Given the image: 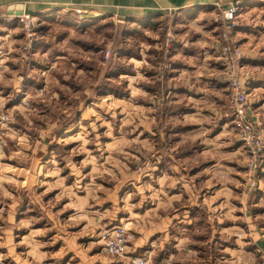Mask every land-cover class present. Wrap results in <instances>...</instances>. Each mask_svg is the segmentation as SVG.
<instances>
[{"label": "rangeland", "instance_id": "rangeland-1", "mask_svg": "<svg viewBox=\"0 0 264 264\" xmlns=\"http://www.w3.org/2000/svg\"><path fill=\"white\" fill-rule=\"evenodd\" d=\"M256 8H241L237 15L238 27L249 23L254 36L259 34L251 41L236 37L243 56L264 46V4ZM69 9L45 12L30 54L21 26L0 18V264L104 262L111 256L101 252L99 231L130 223V243L133 230L131 219H107L130 213L132 204L163 201L167 191L154 190L157 183L163 186L165 177L158 174L162 166L176 169L172 181L178 182L184 177L181 170L193 171L197 164L193 158L181 162L177 146L187 144L167 140L179 125L168 124L174 115L162 100L175 40L188 25L165 16L137 33L141 27L131 20L100 16L87 23L82 17L88 12L77 15ZM211 19L221 50L227 30L216 26L221 21L217 15ZM165 34L173 36L170 42ZM134 48L141 49L144 61L139 64L125 57ZM256 63L245 65L248 83L264 74V63ZM215 65L222 73L219 55ZM122 69L128 77L116 76ZM133 70L139 76L133 78ZM224 85V105L232 118ZM247 93L246 115L264 130L251 115L264 94ZM247 154L240 170L247 182L243 190L256 191L261 173H249ZM237 160L243 163L242 157ZM193 194L186 187L174 210L195 206ZM101 217L108 218L100 222Z\"/></svg>", "mask_w": 264, "mask_h": 264}, {"label": "crops", "instance_id": "crops-1", "mask_svg": "<svg viewBox=\"0 0 264 264\" xmlns=\"http://www.w3.org/2000/svg\"><path fill=\"white\" fill-rule=\"evenodd\" d=\"M241 1L245 11L255 10L257 5L264 4V0ZM232 2L233 0H0V11L5 12L18 5L29 14H42L57 7L86 10L88 15L82 18L87 23L100 16L119 19L120 22L131 20L137 27H141L139 31L136 30L137 33L144 29L150 30L154 22L167 16L166 14L172 15L176 25H188L189 28H182L183 31L175 40L170 57L172 70L165 77V97L162 100L164 108L171 109L174 115L168 124L179 125L167 140L187 144L184 148L177 146L181 160L183 159L181 162L185 163L187 158H193L197 164L193 171L187 172L185 168L181 170L184 177L179 178L178 182L172 181L176 169H171V165L159 168L158 174L163 173L165 179L163 186L157 183L154 190L167 191L163 201H152L144 206L130 204V213H117L109 219L103 217L107 219V223L117 222L118 219L120 222L124 219L132 220V241L128 245L130 255L146 253L153 263L171 260L175 264H264V167L258 177L257 190H243L244 183L247 182L240 172L244 169L247 150L233 133L232 118L224 105L227 97L224 70L220 73L215 65L220 44L217 32L208 22H212L211 18L217 15L221 21L216 23L214 19L216 26L224 28L221 16ZM250 28L249 23H241L235 30L228 31V34L236 40L241 37L242 42L258 40L259 34L254 36V31ZM140 50L134 48L125 57L139 64L144 61L141 52H138ZM252 51L255 52L243 56L241 65L244 68L249 63H264V46L256 45ZM243 60H246V64ZM122 73H116V76L128 77ZM138 74L133 70L131 76L136 77ZM149 74L147 76L152 78L153 75ZM260 74L248 83L247 91L250 94H264V74ZM254 108L251 115L264 128V99L256 103L252 109ZM255 111H258L256 116ZM240 157L243 163H239L240 160L234 161ZM172 163L176 165L174 161ZM186 187L194 190L195 206H188V210L186 206H182L176 211L174 205L180 203L178 198L185 194ZM103 218L101 217L100 222H104ZM101 252L103 253L102 250ZM112 258L108 257L100 264H122L120 260Z\"/></svg>", "mask_w": 264, "mask_h": 264}, {"label": "built area", "instance_id": "built-area-1", "mask_svg": "<svg viewBox=\"0 0 264 264\" xmlns=\"http://www.w3.org/2000/svg\"><path fill=\"white\" fill-rule=\"evenodd\" d=\"M66 9L60 8L62 12ZM71 10L77 15L87 13L86 10ZM238 11V3H230L222 13L221 19L225 24L227 35H222L224 46L221 47L219 61H221L224 68V76L230 95L229 109L232 124L237 129L240 143L251 157L248 165L249 173L257 176L264 167V130L254 126L252 120L246 115L248 109L247 85L251 77L241 65L243 52L237 45V40L228 34V31L236 29ZM166 15V17H172L171 14ZM0 18L6 23L16 21L21 26L25 40L24 49L27 54H30L37 40V29L42 23V19L46 18L45 13L29 14L24 10L12 7L7 11V14L1 15ZM165 36L167 41H169L168 38L173 37L170 34H165ZM103 58L105 60L109 58L108 51L104 52ZM254 181L255 179L252 177L251 185ZM129 227L130 223H125L112 225L99 231L98 243L105 254L120 259L122 264H175L171 260L153 263L146 253L141 255L128 254V243L131 239Z\"/></svg>", "mask_w": 264, "mask_h": 264}, {"label": "trees", "instance_id": "trees-1", "mask_svg": "<svg viewBox=\"0 0 264 264\" xmlns=\"http://www.w3.org/2000/svg\"><path fill=\"white\" fill-rule=\"evenodd\" d=\"M232 3H234V4H235V3H238V8H239V10H240L241 8H244V5L242 4V1H241V0H233ZM238 12H239V11H238ZM237 27H238V24H237L236 28H237ZM127 53H129V51H128ZM126 55H127V54H126ZM120 69H121V68H120ZM125 70H126V72H129L128 69H125ZM119 72H125V71H124V69H122V70H119ZM122 74H123V73H122ZM125 74H126V73H125ZM121 92H122V91H121ZM121 92L119 93V92L117 91V92H116V95H117V96H120V95H121V96H122V95L124 96L125 93H121ZM114 94H115V93H114Z\"/></svg>", "mask_w": 264, "mask_h": 264}, {"label": "water", "instance_id": "water-1", "mask_svg": "<svg viewBox=\"0 0 264 264\" xmlns=\"http://www.w3.org/2000/svg\"><path fill=\"white\" fill-rule=\"evenodd\" d=\"M16 9L21 10L22 7L20 5L16 6Z\"/></svg>", "mask_w": 264, "mask_h": 264}]
</instances>
